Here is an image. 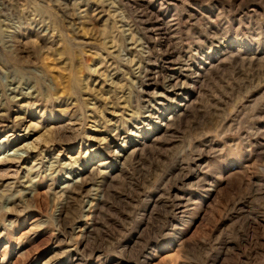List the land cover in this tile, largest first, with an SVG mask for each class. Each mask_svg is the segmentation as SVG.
<instances>
[{
  "label": "rangeland",
  "instance_id": "obj_1",
  "mask_svg": "<svg viewBox=\"0 0 264 264\" xmlns=\"http://www.w3.org/2000/svg\"><path fill=\"white\" fill-rule=\"evenodd\" d=\"M0 264H264V0H0Z\"/></svg>",
  "mask_w": 264,
  "mask_h": 264
}]
</instances>
